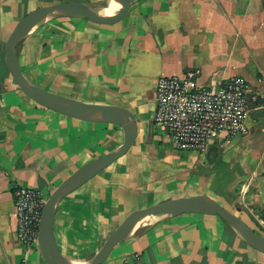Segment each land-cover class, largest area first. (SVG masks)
Masks as SVG:
<instances>
[{"label": "crops", "instance_id": "0c3cea01", "mask_svg": "<svg viewBox=\"0 0 264 264\" xmlns=\"http://www.w3.org/2000/svg\"><path fill=\"white\" fill-rule=\"evenodd\" d=\"M65 2L102 5L0 0V264H47L38 244L16 238L17 187L46 200L80 166L124 141L117 125L38 105L7 69L5 45L17 22ZM17 62L39 88L123 108L136 124L129 150L57 205L51 233L62 256L89 259L130 214L179 197L204 194L251 228L264 225V123L256 119L264 109V0H140L114 21L56 19L19 43ZM189 68L200 70L203 85L233 76L251 84L261 98L250 105L247 135L221 138L203 154L172 148L153 121L156 82ZM102 264H264V253L218 216L189 213L149 222Z\"/></svg>", "mask_w": 264, "mask_h": 264}, {"label": "water", "instance_id": "95a60500", "mask_svg": "<svg viewBox=\"0 0 264 264\" xmlns=\"http://www.w3.org/2000/svg\"><path fill=\"white\" fill-rule=\"evenodd\" d=\"M112 1L117 8L110 14L105 13V6L92 2L57 3L32 10L17 22L5 45V63L12 79L19 89L35 103L65 116L117 125L121 127L124 133L122 144L80 166L63 180L46 199L37 237V244L43 258L47 264H102L114 246L130 238L137 230L148 224L147 220L155 221L189 213L218 216L247 245L264 253V236L262 234L255 231L214 199L200 194L170 199L133 212L106 237L100 249L87 260L74 261L61 255L51 233L57 205L63 198L79 189L129 150L136 137V124L133 117L123 108L82 104L39 88L22 75L17 62V46L33 31L53 20L60 18H97L114 21L140 0Z\"/></svg>", "mask_w": 264, "mask_h": 264}, {"label": "built area", "instance_id": "2783aa9c", "mask_svg": "<svg viewBox=\"0 0 264 264\" xmlns=\"http://www.w3.org/2000/svg\"><path fill=\"white\" fill-rule=\"evenodd\" d=\"M199 78L200 70L189 68L156 82L153 121L168 133L172 148L179 152L203 154L221 138L247 135L250 105L261 98L241 77L211 85L201 84ZM13 198L16 238L25 246H34L46 200L39 191L25 187H17Z\"/></svg>", "mask_w": 264, "mask_h": 264}, {"label": "bare ground", "instance_id": "6f19581e", "mask_svg": "<svg viewBox=\"0 0 264 264\" xmlns=\"http://www.w3.org/2000/svg\"><path fill=\"white\" fill-rule=\"evenodd\" d=\"M96 1V0H95ZM102 1V5L105 6V13L110 14L116 10L117 6L112 0H97ZM152 220H147L146 222H151Z\"/></svg>", "mask_w": 264, "mask_h": 264}, {"label": "trees", "instance_id": "16d2710c", "mask_svg": "<svg viewBox=\"0 0 264 264\" xmlns=\"http://www.w3.org/2000/svg\"><path fill=\"white\" fill-rule=\"evenodd\" d=\"M258 102H259V100L256 103H254L253 105H257ZM256 119H258L261 123H264V109L257 112Z\"/></svg>", "mask_w": 264, "mask_h": 264}, {"label": "rangeland", "instance_id": "374dc122", "mask_svg": "<svg viewBox=\"0 0 264 264\" xmlns=\"http://www.w3.org/2000/svg\"><path fill=\"white\" fill-rule=\"evenodd\" d=\"M102 2V1H101ZM251 226L253 227V229L259 233H262L264 234V228L262 229V226L264 227V225L260 224V225H257V224H251Z\"/></svg>", "mask_w": 264, "mask_h": 264}]
</instances>
